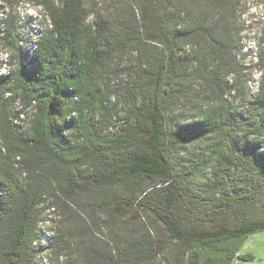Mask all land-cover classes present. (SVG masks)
I'll return each instance as SVG.
<instances>
[{"label":"trees","instance_id":"obj_1","mask_svg":"<svg viewBox=\"0 0 264 264\" xmlns=\"http://www.w3.org/2000/svg\"><path fill=\"white\" fill-rule=\"evenodd\" d=\"M35 2L49 24L34 40L35 68L19 65L0 79V264H34L47 197L83 222L80 243L63 264H166L161 253L169 264L249 258L239 250L248 235L264 230V217L240 211L238 203L242 209L247 204L242 188L223 192L237 148L250 153L264 177L257 152L264 137V81L250 94L240 75L229 80L221 71L234 70L231 58L243 48L240 30L225 24L222 9L195 13L184 10L182 0ZM12 23L3 28L8 36ZM191 42L206 43L202 58L187 52ZM188 78L201 79L207 89L192 119H166L165 100L179 84L187 89ZM231 92L249 103L248 115L226 108L223 95ZM29 109V124L19 131L13 119ZM196 140L207 148L180 155ZM15 157L22 181L9 163ZM100 213L109 235L90 227ZM64 221L56 244L69 237Z\"/></svg>","mask_w":264,"mask_h":264},{"label":"rangeland","instance_id":"obj_2","mask_svg":"<svg viewBox=\"0 0 264 264\" xmlns=\"http://www.w3.org/2000/svg\"><path fill=\"white\" fill-rule=\"evenodd\" d=\"M36 0H0V79L3 76H8L16 70L19 65H25L28 70L35 68V63L30 61L31 54L33 53L34 40L43 33L49 26L48 21L41 13V7L37 5ZM104 2L105 0H99ZM184 6L183 9H190L195 13L200 9L209 6L211 8L222 9V16L225 20V24L233 26L239 29V36H241V53H236L231 58L232 68L234 70L222 68L223 73H227V78L233 80L234 78L241 76L240 86L250 94H256L259 85L264 81V0H182ZM173 2V1H172ZM133 3H135L133 1ZM164 3V2H163ZM136 4V3H135ZM132 6L134 10L138 11L137 7ZM165 5V4H164ZM215 6V7H214ZM220 6V7H219ZM223 6H228V9L223 10ZM112 7L114 11L116 9H128V6H102ZM204 10H207L206 8ZM6 21V23H4ZM12 21V34L7 35L4 31V26ZM211 20H209L210 22ZM206 43L198 45L195 42H191L185 45L187 52H198V55L202 58V53L207 49ZM202 47L204 51H202ZM263 55V59L258 60V55ZM128 56V54H126ZM208 60L210 66L215 67V62L209 57ZM231 66V65H230ZM116 77L122 78V81H130L131 77L123 74H118ZM115 76L109 77L111 83H117L118 78ZM188 88L179 84L174 90V95H171L165 100L166 104V119L171 120L172 117H180L187 115L189 118L181 120L183 122H189L192 119V115L195 112V104L198 103L199 96L207 91L204 82L201 83V79L197 81H190L189 78L185 81ZM199 95L197 96V94ZM225 99V106L229 110H235L242 115H248V104L241 98L240 94L223 95ZM213 99V98H212ZM18 100V99H17ZM111 102L114 100L112 97ZM201 102V101H200ZM204 102V101H203ZM14 110L19 108V103H14ZM33 110H28L27 114H20L17 118L13 119V125L22 131L29 124L30 114ZM172 122V121H170ZM121 125L122 123H118ZM206 141V138H203ZM254 140V136L251 137ZM256 142V140H255ZM258 142V141H257ZM261 146L257 152L261 153V157L264 159V137L259 140ZM204 142L194 141L188 142L184 147L180 149V155H187L192 150H198L202 147L207 148ZM3 145L0 143V148ZM243 149L237 148L236 158L230 166V174L224 186L223 192L228 194L233 188H242L240 192L244 195L242 197L245 200L246 207L241 208L242 205L238 203L241 212H247L250 214V218H263L264 217V177L259 176L255 163L250 162L247 156L249 152L241 153ZM19 157H15L10 160L12 169L14 170L13 176L23 180L24 173L20 170L19 163L17 161ZM211 172V170H209ZM208 171V172H209ZM245 187V189H244ZM53 204V205H52ZM60 202L55 203L52 197H47L45 202L40 206L42 207L40 212V218L38 222L39 229L41 231V237L39 239L38 246L35 245L36 254L34 256V264H49L54 260L55 254H59L57 264H63L64 257L70 249H73L79 244L80 234L78 229L83 226V222L77 218L69 216V212L65 211L58 205ZM225 211L224 215H228ZM202 217H206L201 214ZM65 220L63 223L66 227H69V237L62 242L55 243V234L58 232V226L61 220ZM230 218L227 217V220ZM95 225H91L93 232L98 231L103 236L109 235V228L104 225V215L100 213V216L95 219ZM205 223L209 221H204ZM95 234V233H94ZM40 246H43L42 248ZM170 246V244H168ZM169 250L170 247H165L164 253ZM239 253H247L250 255L247 259L234 258L230 264H264V230L252 233L244 240ZM166 264H169L166 259L162 257ZM185 262L186 257H183ZM154 264H161L159 259H156Z\"/></svg>","mask_w":264,"mask_h":264}]
</instances>
